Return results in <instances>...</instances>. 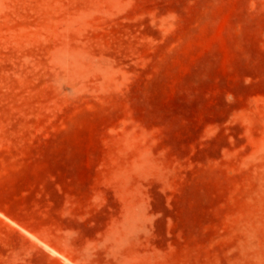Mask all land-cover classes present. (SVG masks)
<instances>
[{"label": "rangeland", "instance_id": "374dc122", "mask_svg": "<svg viewBox=\"0 0 264 264\" xmlns=\"http://www.w3.org/2000/svg\"><path fill=\"white\" fill-rule=\"evenodd\" d=\"M0 264H264V0H0Z\"/></svg>", "mask_w": 264, "mask_h": 264}]
</instances>
